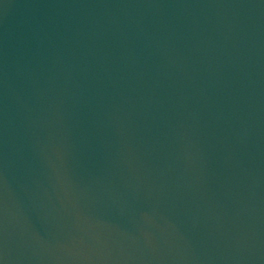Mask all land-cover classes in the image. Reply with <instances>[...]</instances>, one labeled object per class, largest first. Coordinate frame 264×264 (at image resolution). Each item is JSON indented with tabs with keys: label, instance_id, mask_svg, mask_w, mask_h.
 Wrapping results in <instances>:
<instances>
[{
	"label": "water",
	"instance_id": "water-1",
	"mask_svg": "<svg viewBox=\"0 0 264 264\" xmlns=\"http://www.w3.org/2000/svg\"><path fill=\"white\" fill-rule=\"evenodd\" d=\"M0 264H264V0H0Z\"/></svg>",
	"mask_w": 264,
	"mask_h": 264
}]
</instances>
